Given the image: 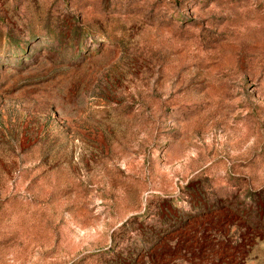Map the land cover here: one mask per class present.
Here are the masks:
<instances>
[{
	"label": "rangeland",
	"instance_id": "rangeland-1",
	"mask_svg": "<svg viewBox=\"0 0 264 264\" xmlns=\"http://www.w3.org/2000/svg\"><path fill=\"white\" fill-rule=\"evenodd\" d=\"M0 264H264V0H0Z\"/></svg>",
	"mask_w": 264,
	"mask_h": 264
}]
</instances>
